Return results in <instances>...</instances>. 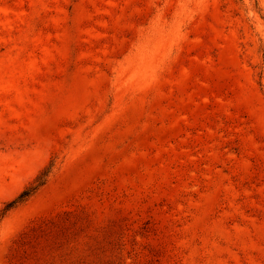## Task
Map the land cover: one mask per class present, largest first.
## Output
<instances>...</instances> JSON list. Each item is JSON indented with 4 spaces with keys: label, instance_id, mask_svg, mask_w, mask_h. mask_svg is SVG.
<instances>
[{
    "label": "rangeland",
    "instance_id": "374dc122",
    "mask_svg": "<svg viewBox=\"0 0 264 264\" xmlns=\"http://www.w3.org/2000/svg\"><path fill=\"white\" fill-rule=\"evenodd\" d=\"M0 264H264V0H0Z\"/></svg>",
    "mask_w": 264,
    "mask_h": 264
},
{
    "label": "trees",
    "instance_id": "16d2710c",
    "mask_svg": "<svg viewBox=\"0 0 264 264\" xmlns=\"http://www.w3.org/2000/svg\"><path fill=\"white\" fill-rule=\"evenodd\" d=\"M46 174H43L42 176L38 177L36 182L38 183L36 186H31L28 189L24 190L16 199L11 201L6 205V207L3 210V214L7 212L8 210L15 208L16 206L26 202L36 191L37 189L44 185L46 180H45Z\"/></svg>",
    "mask_w": 264,
    "mask_h": 264
}]
</instances>
